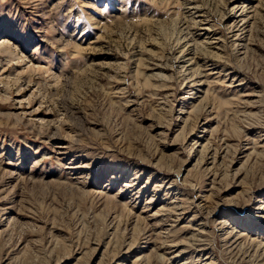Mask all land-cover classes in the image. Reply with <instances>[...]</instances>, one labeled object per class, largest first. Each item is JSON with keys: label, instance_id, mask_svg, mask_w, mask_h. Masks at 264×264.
I'll return each mask as SVG.
<instances>
[{"label": "rangeland", "instance_id": "rangeland-1", "mask_svg": "<svg viewBox=\"0 0 264 264\" xmlns=\"http://www.w3.org/2000/svg\"><path fill=\"white\" fill-rule=\"evenodd\" d=\"M3 43L0 264H264V0H0Z\"/></svg>", "mask_w": 264, "mask_h": 264}, {"label": "bare ground", "instance_id": "bare-ground-1", "mask_svg": "<svg viewBox=\"0 0 264 264\" xmlns=\"http://www.w3.org/2000/svg\"><path fill=\"white\" fill-rule=\"evenodd\" d=\"M1 49L4 50V51H9V45L6 44V43H3L0 45ZM198 70L200 71V67H198Z\"/></svg>", "mask_w": 264, "mask_h": 264}]
</instances>
